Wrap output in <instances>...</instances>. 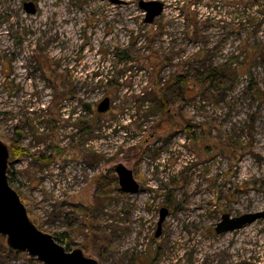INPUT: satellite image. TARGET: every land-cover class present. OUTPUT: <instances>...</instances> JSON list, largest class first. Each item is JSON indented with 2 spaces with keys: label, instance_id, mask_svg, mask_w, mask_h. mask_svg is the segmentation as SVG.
I'll return each mask as SVG.
<instances>
[{
  "label": "rangeland",
  "instance_id": "1",
  "mask_svg": "<svg viewBox=\"0 0 264 264\" xmlns=\"http://www.w3.org/2000/svg\"><path fill=\"white\" fill-rule=\"evenodd\" d=\"M123 1L0 0L11 186L37 227L99 264H264V220L215 231L264 210V0H156L152 25ZM118 164L140 192H122ZM23 254L11 263L43 264Z\"/></svg>",
  "mask_w": 264,
  "mask_h": 264
},
{
  "label": "water",
  "instance_id": "2",
  "mask_svg": "<svg viewBox=\"0 0 264 264\" xmlns=\"http://www.w3.org/2000/svg\"><path fill=\"white\" fill-rule=\"evenodd\" d=\"M107 1L112 5L125 4L123 0ZM138 5L144 12L145 23L148 25H152L165 10V4L156 0H140ZM24 9L31 15L37 13V7L33 2H26ZM110 106L111 101L107 97L98 105V112L105 113L110 109ZM9 159V147L0 140V236L5 237L8 248L26 253L43 264H99L96 259L86 256L82 249L67 250L65 246L57 242L54 235L42 231L31 221L20 195L9 182ZM115 172L122 192L127 194L140 192L141 186L135 179L132 170L123 164H118L115 166ZM167 213V209L161 210L156 237L161 234V224ZM257 220H264V210L239 217L224 214L216 225L215 231L217 234L237 231Z\"/></svg>",
  "mask_w": 264,
  "mask_h": 264
},
{
  "label": "trees",
  "instance_id": "3",
  "mask_svg": "<svg viewBox=\"0 0 264 264\" xmlns=\"http://www.w3.org/2000/svg\"><path fill=\"white\" fill-rule=\"evenodd\" d=\"M252 6L257 7L259 12L264 15V9L263 10L261 9L262 7L264 8V4L259 3V1H254L252 3ZM248 19H249V16H248ZM221 77H222V73L221 71H218V69L211 70V71L208 70L203 74L197 73L196 75V78H198V83H199L198 86L208 87L209 89H212L215 86V84L218 83V79H220ZM178 81L184 82L183 78H180V80ZM160 102H161L163 110L167 112L168 111L167 100H165L164 97H161ZM10 149L12 151V155L16 158L23 155L24 150L17 148L15 145H12ZM46 161H49V159ZM11 175H12V172L10 171V169H8V179L10 183H12L14 180L11 177ZM38 228L41 229L39 226ZM53 235L55 239L57 240V242H59L61 245L65 246L67 250H69L71 242L68 239L67 234L61 233V234H53ZM5 242H6L5 237L0 236V264H12L11 261L14 257H17L19 255H24V254L21 252H16V251L11 250L10 248H8Z\"/></svg>",
  "mask_w": 264,
  "mask_h": 264
},
{
  "label": "flooded vegetation",
  "instance_id": "4",
  "mask_svg": "<svg viewBox=\"0 0 264 264\" xmlns=\"http://www.w3.org/2000/svg\"><path fill=\"white\" fill-rule=\"evenodd\" d=\"M111 101V100H110ZM111 107V106H110Z\"/></svg>",
  "mask_w": 264,
  "mask_h": 264
}]
</instances>
